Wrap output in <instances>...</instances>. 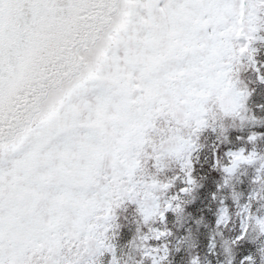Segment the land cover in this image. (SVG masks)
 <instances>
[{
    "label": "snow or ice",
    "instance_id": "1",
    "mask_svg": "<svg viewBox=\"0 0 264 264\" xmlns=\"http://www.w3.org/2000/svg\"><path fill=\"white\" fill-rule=\"evenodd\" d=\"M262 29L264 0H0V264H99L105 252L119 264L108 233L126 201L149 226L133 247L164 264L167 249L144 244L170 233L151 225L184 212L167 198L176 181L197 186L191 153L213 100L233 101L220 104L233 117L251 97L241 73ZM228 156L226 183L264 162ZM173 162L167 182L148 174ZM255 183L264 200V163ZM250 208L229 254L253 228L264 236ZM229 222L221 209L217 226Z\"/></svg>",
    "mask_w": 264,
    "mask_h": 264
},
{
    "label": "rangeland",
    "instance_id": "2",
    "mask_svg": "<svg viewBox=\"0 0 264 264\" xmlns=\"http://www.w3.org/2000/svg\"><path fill=\"white\" fill-rule=\"evenodd\" d=\"M253 48L255 49L254 59L257 61L256 55L260 53L264 54L263 29L257 33V39L253 44ZM254 67L257 68L258 63ZM259 80L260 75L256 77V74H254V76H249L246 82L256 88V92L254 94L252 93L246 107L251 116H254L257 121L264 122V106L261 108L262 115H254L250 109V104L253 103V97L255 95L257 99L261 97L256 94L257 91L264 93V88L258 85ZM223 129L225 131L221 130L220 122L216 124L210 122V126L202 129L197 134L196 147L202 136H206L205 141H209V132L211 137L217 138L219 135L221 138L224 137V143L227 146H230L232 142L237 143L236 145L246 146L248 143H251L249 142V137L252 134H256L259 137L256 142L262 143L264 140V123H242L238 119L234 121L232 117H226L223 121ZM244 149L247 151L246 148ZM194 151L191 153V159ZM231 152V148L226 147L225 151L220 153L214 155L208 153L205 161L210 162V158L214 156V160L212 159L214 161V169L211 173L212 180H210L207 186L199 185L198 180L193 178L196 180L197 186L190 194L186 195L181 192L186 185L183 179H180L175 183L176 188L174 186L167 194L168 199H171L173 196L186 195L178 203L184 209V212L186 209L191 208H194V212L192 214L190 213L191 219L189 220L183 215L184 212L179 215L174 212H169L166 221L152 223V226L155 225L157 230L167 231L162 226L173 230V233L169 235L167 241L162 238L157 240L159 242L158 245H154L156 240L153 239L145 241L144 244L146 248L150 247L159 250L160 255L163 254L164 249H167L168 254L164 264H192L194 259L198 260V264H245L247 257L255 259L256 264H264V254H261V249H264V236L257 238L255 234H251L249 239L234 246L231 254L225 251V241L231 243L242 230V222L246 216V214L242 213V209L245 206L251 205L250 211L253 214L264 216V200L253 199L254 194L259 192V186L255 183V180L258 175V170L264 162L257 161L254 165L241 167L231 180L226 183L228 176L223 172V167L227 166L229 161L228 154ZM147 171L149 175H156L157 179L161 182H166V180L159 176H163L166 173L175 177L180 175L179 165L175 162L170 164L161 173H157L151 165L147 166ZM124 204L134 209V223L127 226L121 238L119 236V239H116L115 233L117 232L119 234L120 231H117L118 209H121ZM223 208L228 209L229 216L230 210L234 209L238 211L239 228L235 231L230 230L234 233V236L228 235L227 231H229V228H225L224 225L217 226V220ZM114 217V225L108 235L111 245L115 249V256L119 264H136L141 248L139 246L133 247V244L139 245L140 239L148 235L146 231L144 234L140 233L143 236L139 235L140 227H143L144 230L145 228H149V226L143 225L137 212V205L130 201H126L119 208H116ZM122 218L123 216L119 215V220ZM147 258L149 259V264H154L152 257L147 256ZM112 259L113 254L111 252H105L99 258V264H112Z\"/></svg>",
    "mask_w": 264,
    "mask_h": 264
},
{
    "label": "trees",
    "instance_id": "3",
    "mask_svg": "<svg viewBox=\"0 0 264 264\" xmlns=\"http://www.w3.org/2000/svg\"><path fill=\"white\" fill-rule=\"evenodd\" d=\"M264 31V29H263ZM257 63H258V67H249L247 71L242 72L241 74V79L243 80V82L248 86L249 90L254 94L256 92V88L253 85L247 84L246 82L248 81L249 76H254V74L264 76V54L260 53L257 54ZM256 58V57H255ZM255 60V59H254ZM259 70V71H258ZM256 71V73H255ZM258 85H261L264 88V84L260 83V80L258 81ZM257 91V95L261 96L260 99L256 98V95L253 97V103L250 104V109L252 110V112L254 113V115H262V107L264 106V93ZM261 110V112H259ZM206 140V136H202L201 139L199 140L197 147L194 151V153L192 154V162L194 165V171H193V178L198 180L199 185H204L207 186L210 182V180H212V176L211 173L213 172V165H214V156H212V158H210V162H206L205 158L207 157L208 153L210 154H216V153H220L222 151H225L226 147H230L232 152H237L239 151L241 148H246V153L248 152H256L257 155H264V140L262 143H258V142H254V143H248V145L246 146H242V145H236L237 143L232 142V144L230 146H227L226 143H224V137L221 138L220 135L217 138L211 137L210 132L208 133V140L209 141H205ZM213 159V160H212ZM166 173V172H165ZM160 178H164L166 180V182L168 180L173 179L175 176L172 175H168L167 173L164 174L163 176H159ZM187 195V194H186ZM186 195H178L181 198L185 197ZM179 200V201H180ZM178 203V201H177ZM192 212H194V208L191 209H186L185 212L183 213V215L189 220L191 219V214ZM237 212L234 209L230 210V222L229 224L226 226L227 228H229V231H227L229 236H234V233H232L231 231H235L239 228V218L237 216ZM123 213H125L123 215ZM191 213V214H190ZM119 215L123 216V218L121 220H119ZM134 216V209L129 206V205H125L123 207H121V209H118V214H117V221H118V226H117V231H119V234H117V232L115 233V238L119 239V236L121 238L122 233L125 231V229L127 228V226L129 224H133L134 220L133 217ZM184 220V219H183ZM117 224V223H116ZM163 228H165L167 230L168 233H170V235L173 233L172 229H168L166 228V226H162ZM225 227V228H226ZM151 228L156 229L157 227L155 225H151ZM231 230V231H230ZM146 231V233L149 232V228H145L143 230V227H140V232L138 233L139 235L143 236L142 234H144V232ZM142 233V234H140ZM167 236L166 238H163L164 240H168ZM157 242V241H155ZM154 245H158L159 242L155 243ZM149 259L147 258V256H145L144 251L141 249L139 251L138 254V261L136 264H149Z\"/></svg>",
    "mask_w": 264,
    "mask_h": 264
},
{
    "label": "clouds",
    "instance_id": "4",
    "mask_svg": "<svg viewBox=\"0 0 264 264\" xmlns=\"http://www.w3.org/2000/svg\"><path fill=\"white\" fill-rule=\"evenodd\" d=\"M248 68H249L248 66H244L242 69V72L247 71ZM234 102L241 105V108H240V115L239 116H233L232 119L234 121L237 119L241 121L240 117L243 116L244 117L243 122L251 123V115L249 114V110H248V108L243 107V105L248 102V100H246V97H238L235 99ZM221 103L231 104V103H233V101H231V100H213L212 108L209 109L208 119L211 121L212 124H216L217 122H220V126L223 127V121L225 120L226 117L220 111V104ZM261 188L264 189V185H261ZM253 234L256 235V229L255 228H253ZM256 237L258 238L257 235H256Z\"/></svg>",
    "mask_w": 264,
    "mask_h": 264
},
{
    "label": "water",
    "instance_id": "5",
    "mask_svg": "<svg viewBox=\"0 0 264 264\" xmlns=\"http://www.w3.org/2000/svg\"><path fill=\"white\" fill-rule=\"evenodd\" d=\"M182 192V191H181Z\"/></svg>",
    "mask_w": 264,
    "mask_h": 264
}]
</instances>
